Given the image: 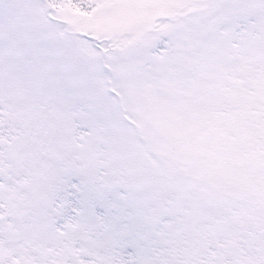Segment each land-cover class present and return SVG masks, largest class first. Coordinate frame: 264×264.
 <instances>
[{"label": "snow or ice", "instance_id": "6c2138e0", "mask_svg": "<svg viewBox=\"0 0 264 264\" xmlns=\"http://www.w3.org/2000/svg\"><path fill=\"white\" fill-rule=\"evenodd\" d=\"M0 264H264V0H0Z\"/></svg>", "mask_w": 264, "mask_h": 264}]
</instances>
